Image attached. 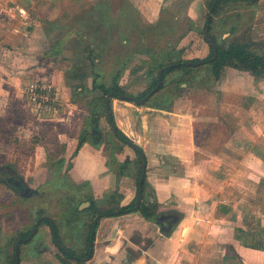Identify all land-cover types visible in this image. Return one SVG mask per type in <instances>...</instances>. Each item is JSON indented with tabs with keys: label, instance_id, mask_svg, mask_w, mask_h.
<instances>
[{
	"label": "rangeland",
	"instance_id": "1",
	"mask_svg": "<svg viewBox=\"0 0 264 264\" xmlns=\"http://www.w3.org/2000/svg\"><path fill=\"white\" fill-rule=\"evenodd\" d=\"M194 2L0 0V169L9 167L15 178L22 177L26 186L38 194L21 197L13 187L0 181V229L6 225L12 228L28 223L34 226L42 217H49L56 227L63 229L60 232L63 247L55 246L48 235V244L39 246L40 241L36 239V251L32 249L34 245L29 246L30 249L22 245V254L52 251L64 262L79 264L62 249L87 258L89 252L82 244L85 234L82 221L89 217L86 210L91 201L107 211L111 195L117 197L115 201L120 195L125 197L129 206L138 197V178L140 171L143 172L144 156L117 137L107 113L108 107H112L113 118L117 119L118 127L130 142L142 148H149L151 143L148 117L162 118V112L190 114L191 120L184 125L192 122V131L195 132L198 122L211 119L214 108H221L222 92L216 90L217 82L207 66L211 62L196 67L195 82L192 81L191 86L182 84L181 89L177 88L175 82L184 74L172 72L162 81L164 87L161 86L144 104L127 99L142 100L150 94L154 89L153 79L158 76L157 67L177 45L185 60L204 61L207 58L210 48L203 33L209 13L207 4L202 18L194 22L199 29L197 34L187 36V29L193 21L189 14H193L196 7ZM231 5L233 7L217 18L214 34L224 37L228 43L252 41V52L264 54V0L252 6L247 2H233ZM17 7L28 10L32 18L28 26L18 27V34L5 33L4 27L16 28L6 18L12 17L10 8ZM225 13L228 21L221 18ZM27 27H31L30 30ZM59 41L64 42L59 45ZM119 74L121 96L125 98L115 99L94 88L95 76L99 77L97 84H105L110 89ZM2 80L7 83H1ZM30 83L51 90V102L44 108L28 102L26 94ZM235 87L229 86L230 89ZM225 97H228L225 107H237L238 96ZM92 112L100 116L97 129L92 125ZM186 120L181 119L182 122ZM98 135L102 141L95 145L93 140ZM179 140L187 146L184 154H190L194 136L192 139L190 134L184 133ZM173 162V158L167 160L168 173L178 172L179 165L175 168ZM120 167H124L121 175ZM215 168L221 173L222 167ZM152 172L157 173L158 167L152 166ZM225 173L228 174V170L225 169ZM2 174L0 171V176ZM148 177L151 182L142 195L140 207L149 205L153 208L155 198L151 190L156 182H153V174ZM106 216L104 214L103 218ZM47 224L49 222L45 220L39 223L42 231L49 230ZM158 227L162 233L168 226L164 228L161 223ZM174 228L176 226L169 230V235ZM98 236L101 238V233ZM11 240L6 250L10 259H15L14 248L19 237ZM4 243L5 240L0 239V264H12V261L3 259L6 256L2 249ZM96 249L94 261L81 262L109 264L103 263L110 258L104 252V245ZM135 256L140 258L138 253ZM30 259L33 263L34 256Z\"/></svg>",
	"mask_w": 264,
	"mask_h": 264
},
{
	"label": "crops",
	"instance_id": "2",
	"mask_svg": "<svg viewBox=\"0 0 264 264\" xmlns=\"http://www.w3.org/2000/svg\"><path fill=\"white\" fill-rule=\"evenodd\" d=\"M194 5L195 11L189 15L197 22L202 18L205 2L195 0ZM26 13V22L7 17V21L13 22L16 28L12 30L11 27H4L3 31L18 34V27L28 26L27 23L32 18L28 10ZM30 28L27 27V30ZM227 33L230 34L229 31ZM187 34L190 37L197 33ZM204 41L207 43L205 37ZM179 45L181 46L180 43ZM224 69L221 81L215 80L216 90L222 92L221 108H214L213 117H208L210 120L198 122L195 132L192 131V122L188 126L184 125L191 120L190 114L162 112V118L158 116L147 119L150 126V147H139L147 162L143 194L146 193L148 182H151L148 177L150 174H153V182L156 183L151 190L155 198L153 208L148 207L149 205L142 207L157 210L160 219L162 216L177 217L175 230L170 235H166L169 231L161 233L158 225L163 223L162 219L157 222L147 221L140 214L141 207L135 210V206L131 212L127 211L120 216L108 214L104 218L100 217L95 239L90 241L91 256L88 253L85 259L77 255L80 260L76 259V263L87 259L94 261L96 247L104 245V252L110 258L103 260V263L109 264H264V78H256L249 72L232 67ZM1 83L7 82L2 80ZM229 86H236L237 89H230ZM224 95L238 96L237 107H225L228 97ZM182 118L187 120L182 122ZM113 121L118 126L117 119L113 118ZM183 132L190 134L192 139L194 136V143H190L191 153L188 155L184 154L187 146L179 140L184 135ZM172 158L175 168L179 165L177 173L167 172V160ZM152 166L158 167L157 173H151ZM215 166L222 167L221 173H218L219 169ZM228 167L232 169L231 172ZM120 197V207H128L126 198ZM136 198L138 197L134 200ZM82 223L85 230L82 244L85 250L89 217ZM36 225L28 223L12 228L7 225L2 227L0 239L5 240L4 249L11 244L13 237H19L18 241L30 238L25 244L20 242L14 248L15 254L18 251L19 264H69V261H62L52 251L45 250V253L37 255L22 254V245L26 248L34 245L33 248L30 247L34 251L38 244H48V235L53 239L54 245L58 246L54 237L55 234L57 238L55 224L53 229L49 222V230L43 231L38 225L32 236ZM163 227L166 228L164 223ZM62 230L58 227L59 237L62 236ZM100 233L104 240L98 236ZM114 235L115 238L112 239ZM36 239L40 242L35 243ZM137 253L140 255L138 259L135 258ZM4 254V261L10 262L7 250ZM32 256L33 263L30 259ZM16 258L15 256V264Z\"/></svg>",
	"mask_w": 264,
	"mask_h": 264
},
{
	"label": "trees",
	"instance_id": "3",
	"mask_svg": "<svg viewBox=\"0 0 264 264\" xmlns=\"http://www.w3.org/2000/svg\"><path fill=\"white\" fill-rule=\"evenodd\" d=\"M217 0H204L205 4L208 5L209 11L213 4ZM235 2H247L252 6L253 4H256L257 2L253 3L251 0H221L218 2L214 8L213 15L211 17V20L208 22V15L205 19V25H204V35L205 31L208 26V31H209V37L212 41L213 44L216 45V50H217V58L216 60H213V57L215 55V48L212 44L209 43V48L210 52L209 55L204 61H210L213 60L209 65H207L210 68L211 76L215 80H219L221 77V72L224 70L226 67H232L235 69H239L245 72L251 73L253 76L256 78H264V54H254L251 50L253 43L248 42V43H239L236 41H231V42H226L227 39H224L222 36H217L214 34L215 29L217 28L216 25V20L217 18L222 15L225 10L227 11L231 7H233L231 4ZM226 13L223 18H225ZM7 21V19H6ZM225 21V19H224ZM54 26V25H53ZM55 27V26H54ZM187 33L189 32H197L199 29L197 28V25L195 26L194 21H191L190 27L187 29ZM232 31V30H231ZM77 33V32H76ZM78 34V33H77ZM64 41H59L57 44L61 45V43ZM177 45L176 49L172 51V53L166 57L164 60V63H160L159 66L157 67V71L159 72L161 69L170 66V65H175L177 64L178 66L173 67L172 69L166 71L163 74V81L167 78V75L172 73V72H183L184 75H182V78L180 81H176L177 88L181 89L182 84H187L188 86H191L195 82V71L196 67L192 65H188L186 63H199L202 62L203 60L200 59H194L192 61L185 60L183 57V51H181ZM121 74H119L115 79H114V84L112 88H107L105 84H97L98 76L94 77V88L100 89L104 95L108 96L110 94L114 95L115 99H120L122 93V87L120 86L118 80L120 79ZM193 81V82H192ZM157 78L153 79L152 87L155 88L157 86ZM164 87V85H162ZM116 96V97H115ZM128 101V100H126ZM112 109V107H111ZM92 125L95 127L94 129H97L98 122L100 121V116L97 113L92 112ZM107 115V113H106ZM114 128L116 129V135L119 139H121L123 142H130V139L118 128L116 125V122L113 121ZM102 137L100 135L95 136V139L93 140V144L95 145H100ZM82 145V141H81ZM216 150V148H215ZM141 155L144 156L143 151L141 152ZM146 161H145V156L143 157L142 165L143 167L145 166ZM122 170H124V167H120L119 169V175H121ZM142 171H140L139 175L141 176ZM140 176L138 178V181L140 179ZM117 197L116 196H109V202L111 205L108 206L107 211H104L100 208V204L96 203L95 201H91V206L86 210V213L89 215V223L87 225V232H86V251L89 252L90 250V241L92 239H95V235L92 236V230L93 226L95 224V219L97 217H102L104 214H110V216H120L122 214H125L127 211H130L136 206L137 199L134 200L132 205L128 207H120V200L121 197L119 196V200L115 201ZM108 204V203H107ZM135 205V206H134ZM140 214L147 220L151 222H157L159 220L160 215L158 214L157 210H147L144 209L143 207L140 208ZM56 233H57V238L60 244H62V241L59 237L58 234V227H56ZM29 234V231L25 234L26 236ZM166 235H169L167 233ZM66 255V253L64 252ZM12 264H15V259H11ZM14 262V263H13ZM79 264H85L83 262H79Z\"/></svg>",
	"mask_w": 264,
	"mask_h": 264
},
{
	"label": "water",
	"instance_id": "4",
	"mask_svg": "<svg viewBox=\"0 0 264 264\" xmlns=\"http://www.w3.org/2000/svg\"><path fill=\"white\" fill-rule=\"evenodd\" d=\"M220 1H221V0H217V1L213 4V6L211 7V9H210V11H209V13H208V22L211 20V17H212V15H213V11H214V8H215L216 4H217L218 2H220ZM253 1H255V0H253ZM204 37H205V40H206L208 43H210V44H212V45L214 46V48H215V55H214V57H213V60H216V58H217L216 45L212 43V41H211V39H210V37H209L208 26H207V29H206V31H205V35H204ZM213 60H210V61H202V62H199V63H186V64H188V65H192V66H194V67H199V66L205 65V64H207V63H209V62H212ZM176 66H178V65H177V64H175V65H170V66H167V67L161 69V70L158 72V76H157V81H158V83H157V86H156V87L150 92V94H149L146 98H144V99H142V100H136V99H134V98H127V99L132 100V101H135L136 103H138V104H140V105H141V104H144L148 99H150L154 94H156L157 91L161 88V86H162V81H163V74H164L166 71H168V70H170V69H172L173 67H176ZM109 96H114V95H113V94H110ZM120 97H121V98H125V97H123V96H120ZM107 113H108V116H109V118H110V121H111V124H112V126H113L114 131L117 132L116 129L114 128V124H113V115H112V111H111L110 107L107 108ZM128 143H129L130 145H132V146H133L137 151H139L140 153L142 152V150H141L138 146H136L135 144L130 143V142H128ZM146 170H147V168H146V166H145V167L143 168V172H142V175H141V178H140V181H139V194H138V201H137V204H136V208H135V210H137V209L140 207V202H141V200H142V195H143V185H144V180H145V176H146ZM106 215H108V214H106ZM169 218H170L172 221H170L169 225H168L167 223H165L166 227L168 226L166 231H169L170 229H172V226L174 225V223L177 222V217H175V216H171V217H169ZM100 219H101L100 217H97V218L95 219V224H94V226H93V230H92V236H94L95 233H96L97 225H98V222H99ZM44 220H49V221L51 222V227L54 229L55 226H54V224L52 223V221H51L49 218H47V217H43V218H41V219L38 221L36 227L34 228V231H33V233H32V236H33V234L36 232V230H37V226L39 225V223H40L41 221H44ZM54 237H55V243H56L58 246H60V243H59V241L57 240L55 234H54ZM114 238H115V235L112 237V239H114ZM27 240H30V238H27V239H24V240L18 241V243H17V247H18V245H19L20 242H27ZM92 245H93V241H92ZM66 253L70 254L69 251H66ZM91 254H92V249H91L90 252H89V257L91 256ZM16 257H17V258H16V264H19L18 251H16ZM89 257H88V258H89Z\"/></svg>",
	"mask_w": 264,
	"mask_h": 264
},
{
	"label": "built area",
	"instance_id": "5",
	"mask_svg": "<svg viewBox=\"0 0 264 264\" xmlns=\"http://www.w3.org/2000/svg\"><path fill=\"white\" fill-rule=\"evenodd\" d=\"M11 16L13 19H20L21 21L26 22L28 20V16L26 10L21 8H10ZM28 97V102H33L38 107L44 108L51 102V90L48 89L44 85H35L30 83L28 85V91L26 94Z\"/></svg>",
	"mask_w": 264,
	"mask_h": 264
},
{
	"label": "flooded vegetation",
	"instance_id": "6",
	"mask_svg": "<svg viewBox=\"0 0 264 264\" xmlns=\"http://www.w3.org/2000/svg\"><path fill=\"white\" fill-rule=\"evenodd\" d=\"M0 171H3V174L0 176V181H3V182H5V183H7L8 185H10L11 187H13L16 191H17V193H18V195L19 196H23L24 195V197H32V196H34V195H38L37 194V192H35V190H31L30 188H28L27 186H26V183H25V181H24V179L22 178V177H14V176H16L15 175V173L9 168V167H5V168H1L0 169ZM5 174V175H4ZM5 176V177H4ZM43 218V217H42ZM47 218H49V217H47ZM161 219H162V221H163V223H164V225H165V223H170V221H172L169 217H165V216H162L161 217ZM160 219V220H161ZM166 220V221H165ZM45 221H48V222H50L49 220H45ZM165 221V222H164ZM168 221V222H167ZM175 224V223H174ZM174 226V225H173ZM172 226V227H173ZM0 231H1V229H0ZM18 242V241H17ZM17 246V244H15V247ZM61 247H63V245H60ZM59 247V246H58ZM3 250H6V249H4V248H2ZM62 251H64L65 253H66V249H62ZM4 253H5V251H4ZM69 257H73V258H75V259H77V260H80V258H77V256H75V255H73V253L72 254H68V253H66ZM3 255V254H2ZM3 258H4V256H3Z\"/></svg>",
	"mask_w": 264,
	"mask_h": 264
}]
</instances>
